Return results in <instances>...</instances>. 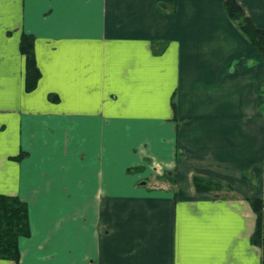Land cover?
Instances as JSON below:
<instances>
[{"label":"crops","instance_id":"0c3cea01","mask_svg":"<svg viewBox=\"0 0 264 264\" xmlns=\"http://www.w3.org/2000/svg\"><path fill=\"white\" fill-rule=\"evenodd\" d=\"M238 2L264 28V0ZM0 193L29 206L19 264H264V55L225 0H4Z\"/></svg>","mask_w":264,"mask_h":264},{"label":"trees","instance_id":"16d2710c","mask_svg":"<svg viewBox=\"0 0 264 264\" xmlns=\"http://www.w3.org/2000/svg\"><path fill=\"white\" fill-rule=\"evenodd\" d=\"M225 8L229 17L234 20L239 29L247 36L252 45L264 55V28L258 27L252 18L245 12L238 0H225ZM164 43H154V52L164 49ZM21 52L26 56V90H33L42 75L37 64L35 54V36L31 33H23L20 41ZM50 99L58 100L56 94H50ZM174 102V106H175ZM26 156L25 152L12 157L21 160ZM143 166L128 168V173L140 172ZM156 180H168L175 182L174 172H165L162 175H152L141 182L151 184ZM195 187L198 192L221 190L225 185L214 179L195 175ZM229 188V187H228ZM253 210L257 215L256 230L252 235V242L264 248V197L250 199ZM32 233L30 224L29 206L18 195L0 193V258L19 264L21 259L20 238L29 237Z\"/></svg>","mask_w":264,"mask_h":264},{"label":"snow or ice","instance_id":"6c2138e0","mask_svg":"<svg viewBox=\"0 0 264 264\" xmlns=\"http://www.w3.org/2000/svg\"><path fill=\"white\" fill-rule=\"evenodd\" d=\"M3 2H4V0H0V5H2V4H3Z\"/></svg>","mask_w":264,"mask_h":264}]
</instances>
